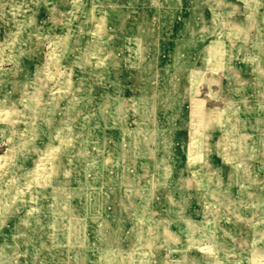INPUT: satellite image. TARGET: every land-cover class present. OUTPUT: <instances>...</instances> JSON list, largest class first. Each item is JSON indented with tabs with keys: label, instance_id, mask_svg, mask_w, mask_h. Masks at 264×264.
<instances>
[{
	"label": "rangeland",
	"instance_id": "374dc122",
	"mask_svg": "<svg viewBox=\"0 0 264 264\" xmlns=\"http://www.w3.org/2000/svg\"><path fill=\"white\" fill-rule=\"evenodd\" d=\"M0 264H264V0H0Z\"/></svg>",
	"mask_w": 264,
	"mask_h": 264
},
{
	"label": "bare ground",
	"instance_id": "6f19581e",
	"mask_svg": "<svg viewBox=\"0 0 264 264\" xmlns=\"http://www.w3.org/2000/svg\"><path fill=\"white\" fill-rule=\"evenodd\" d=\"M143 29V28H142ZM130 37V36H129ZM141 39V38H140ZM158 72V71H157ZM158 79V78H157ZM155 84H156V82H155ZM166 84V83H165ZM156 87V86H155ZM35 91V90H34ZM27 92V91H26ZM28 93V92H27ZM164 97V96H163ZM40 102V101H39ZM158 102V101H157ZM156 106H157V104H156ZM155 110H156V107H155ZM8 115V114H7ZM155 122V121H154ZM219 122V121H218ZM217 123V122H216ZM4 161V160H3ZM102 163H104V164H106V162H102ZM3 165V164H2ZM4 166V165H3ZM43 167V166H42ZM43 169V168H42ZM53 170V169H52ZM7 171V170H6ZM37 172V171H36ZM46 174V173H45ZM11 175V174H10ZM42 175V174H41ZM9 179V178H8ZM43 179V178H42ZM28 188V187H27ZM21 190V189H20ZM16 191V190H15ZM16 197V196H15ZM7 200V199H6ZM14 200V199H13ZM15 201V200H14ZM96 204H98L97 203V200L96 201H93V203H92V205L93 206H95ZM92 206V207H93ZM77 222V221H76ZM97 255V254H96Z\"/></svg>",
	"mask_w": 264,
	"mask_h": 264
}]
</instances>
